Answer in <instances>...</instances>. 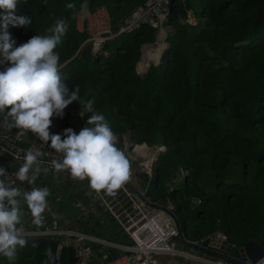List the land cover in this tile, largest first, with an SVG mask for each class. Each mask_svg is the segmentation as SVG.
<instances>
[{"label": "trees", "instance_id": "trees-1", "mask_svg": "<svg viewBox=\"0 0 264 264\" xmlns=\"http://www.w3.org/2000/svg\"><path fill=\"white\" fill-rule=\"evenodd\" d=\"M142 1L87 3L88 10L103 5L115 27ZM189 1H170L168 48L142 74L135 69L140 45L155 38L146 24L106 40V54L90 63L79 59V50L72 55L88 35L85 25L75 26L85 0H20L16 15H28L31 24H9L7 31L19 46L33 35H50L56 19H66L68 31L54 51L69 91L79 88L80 102L52 118L64 124L70 109L90 100L113 132L132 128L136 142L157 139L165 148L147 192L174 202L183 235L197 240L220 230L235 245L247 235L264 248V0H196L200 19L193 24L179 20ZM69 3L76 7L66 8ZM91 115L83 113L86 124ZM176 166H185L186 174L180 183L163 186L168 175L175 177ZM25 240L12 261L0 255V264H45L47 242ZM58 261L73 264L70 247L61 248Z\"/></svg>", "mask_w": 264, "mask_h": 264}, {"label": "built area", "instance_id": "built-area-1", "mask_svg": "<svg viewBox=\"0 0 264 264\" xmlns=\"http://www.w3.org/2000/svg\"><path fill=\"white\" fill-rule=\"evenodd\" d=\"M170 1L143 0L136 4L128 14L119 19L115 27H111L108 23L105 25L99 24V16L103 20L108 18L107 21L109 22L107 10L103 5L97 6L93 10L78 9L75 16L80 10L87 11L92 13L96 21L93 29L87 31V37L80 43L77 50L88 42L90 51L94 56L106 54L107 51L103 46L106 40L113 39L122 32L132 31L141 24H146L155 29L154 40L143 45L153 46L160 39L158 34L162 32L163 36L165 33L162 24L168 18ZM183 21L195 23V19L188 11H185ZM7 66L8 64H0V70ZM85 110V106L82 110H75L78 120L74 125L67 122L60 124L55 119L49 128L50 134H60L63 139L66 135L64 132L66 128H71L78 134L83 127L87 126L82 119ZM6 112L0 114V167L6 169L5 176L0 177V179H3L6 184L18 186L24 191H31L33 187H47L48 189L51 186L55 187L52 193L53 201L47 198L48 207L42 214V223L36 224L27 205H23L25 239L39 237L53 239L55 241L56 264H59L58 255L63 246H68L72 250L73 264H146L148 261L142 256L141 251L149 249L152 245L170 246L161 231L137 204V202L141 203L143 200L148 203L157 201V199H152L151 194L147 192V187L156 170L157 156L165 148L164 144L147 143L145 141L136 142L133 139L132 128H125L122 132L115 131L117 147L124 151L130 160L131 170L135 166L141 177H135L131 181L128 180L121 188L116 190L115 195H109L104 190L96 192L91 189L87 179H85V183H83V180L74 179L67 170L55 173L52 161L62 160L63 154L52 149L50 141H41L31 131L15 127L9 128L4 119ZM28 150L42 152L43 155L38 158V166L41 169L48 168L49 170L46 174L41 171L35 184H28L26 181L21 182L16 179V174L23 163V157ZM185 173L186 169L181 170L180 178L175 179H181V176ZM138 179L139 185L136 184ZM59 181L65 182V189H69L70 194H73L70 200L64 204V207L57 188ZM170 187L171 185L168 188ZM53 202H56V204L54 205ZM165 204L170 211H173L174 202L165 198ZM99 208L103 209L115 222L116 226L125 235L126 241H114L77 227V221L90 218ZM217 231L220 230H215L207 236H211ZM203 238L188 240L196 243L202 241ZM98 245L102 249L97 250L96 246ZM112 249L117 251L116 254H113Z\"/></svg>", "mask_w": 264, "mask_h": 264}, {"label": "clouds", "instance_id": "clouds-1", "mask_svg": "<svg viewBox=\"0 0 264 264\" xmlns=\"http://www.w3.org/2000/svg\"><path fill=\"white\" fill-rule=\"evenodd\" d=\"M20 0H0V64L8 66L0 70V113H4L9 128L31 131L44 142L50 141V147L63 154L62 160H53L55 173L67 170L74 179L88 180L89 187L96 192L106 191L115 195L131 177V164L125 152L117 147V136L109 126L105 116L98 113L92 102H85L86 111L92 115L87 124L77 134L66 128L65 138L60 134H50L51 118L62 116L63 110L73 101H79V88L69 91L67 82L62 78L59 68V53L54 51L61 38L68 31V23L58 18L47 29L50 35H33L27 42L14 46L16 41L7 31L13 27H27L31 24L28 15H16ZM74 9L75 4L65 6ZM81 10L88 9L87 0L80 5ZM43 155L39 150H28L20 166L16 179L28 184L35 181L43 171L38 158ZM6 169L0 167V177ZM47 187H33L24 191L18 186L6 184L0 179V255L12 261L17 247L26 243L23 229V205H27L34 222L42 223V214L48 207Z\"/></svg>", "mask_w": 264, "mask_h": 264}, {"label": "water", "instance_id": "water-1", "mask_svg": "<svg viewBox=\"0 0 264 264\" xmlns=\"http://www.w3.org/2000/svg\"><path fill=\"white\" fill-rule=\"evenodd\" d=\"M165 36L166 34L164 33L162 36L164 40L163 48L158 53L157 59L154 60L153 64L160 63L163 52L168 48ZM142 45L144 44L140 45L139 58L142 54ZM78 50L76 49L72 55L78 51V57L81 61L90 63L93 60L94 55L90 51L88 42L84 43ZM148 65L149 63L144 69L136 71L142 74ZM54 120L52 119V122ZM77 120L75 110L70 109L66 122L74 125ZM185 168V166L175 167L174 174L176 178H180V171ZM192 200H195V197H192ZM137 204L170 244L167 247L152 245L149 249L141 251L142 256L148 261L146 264H264V248L255 239L247 235H245L242 245H235L221 231H217L211 236H205L202 241L194 243L185 238L181 232L179 220L175 213L170 211L165 204L164 198L154 203H148L143 200L141 203L137 202ZM31 239L45 240L48 244L45 264H56L55 241L48 237ZM112 252L116 254L117 251L112 249Z\"/></svg>", "mask_w": 264, "mask_h": 264}, {"label": "rangeland", "instance_id": "rangeland-1", "mask_svg": "<svg viewBox=\"0 0 264 264\" xmlns=\"http://www.w3.org/2000/svg\"><path fill=\"white\" fill-rule=\"evenodd\" d=\"M188 5H189V8H185V10L188 11L190 14H192V17H193V19H195V23H196L200 19V16H199V13H198V8H197L196 0H190L188 2ZM76 17L79 18V19H86V29H87V31H90L95 26L94 23H95L96 19L93 18V15H92L91 12L81 11L80 10V11L77 12V16ZM98 18H99L98 19L99 24H102V25H105L107 23L110 24V22L107 21L108 18H107V20H103L101 18V16H99ZM179 19L181 20V22H184L183 21L184 20V17L183 16H180ZM162 25L164 26V30H165V34H166L170 30V26L168 24H166V21H164ZM157 42L163 44L162 32H160V39ZM147 46H150L151 47V45H146L145 47H147ZM153 46L155 47V46H157V44H154ZM143 47L144 46L142 45V48ZM143 55H144V53H143ZM142 62H143V57L138 62V64L136 62L135 69L139 70L141 68ZM153 62H154V60H152V59H149V61H148L149 64L150 63L153 64ZM83 108H84V106H81L80 110H82ZM5 111H7V109ZM87 127H89V126H87ZM124 129L122 128V129H119L118 131L122 132V131H124ZM157 141H158L157 139H154V142L155 143H157ZM153 176H154V173H153L152 177ZM135 177H141V174L137 171V168L135 166H133L132 167V170H131V177H130L129 181L133 180ZM175 178H176V176L173 178L172 175H168V178H166V180H164V181H161V184H163V186L164 185L165 186L167 185L169 187V185H173L174 183L175 184L180 183V180L183 177L181 179H178V180L175 179ZM52 181H54V180H52ZM83 183H85V180H83ZM136 184L137 185L140 184L139 179H138V181H137ZM57 188H58V191H59L60 196L62 198V202L61 203L64 205V204H66V202H68L70 200V198L72 197L73 194H70V190L69 189H65V182L59 181ZM54 190H55V187L54 186H51L50 189H49L50 195L47 197V198H49L48 200L53 201L52 193H53ZM96 215H97V220L98 221L95 222V220L92 219L91 222L89 221L88 223H90V225H92L95 228V230L98 232V234L100 233V235H102V236L110 237L112 230L116 227L115 222L113 220H111L109 218V216L101 208H99V209L96 210ZM82 222H83V225H82L83 226V229H85L86 231L94 232V231L90 230V226L87 227V225H86V222L87 221L85 219L82 220Z\"/></svg>", "mask_w": 264, "mask_h": 264}, {"label": "crops", "instance_id": "crops-1", "mask_svg": "<svg viewBox=\"0 0 264 264\" xmlns=\"http://www.w3.org/2000/svg\"><path fill=\"white\" fill-rule=\"evenodd\" d=\"M195 18V17H194ZM85 22V23H84ZM83 25H85L86 26V19H79V18H77L76 19V16H75V26H76V28L77 29H81L82 27H83ZM81 27V28H80ZM144 44V43H143ZM141 60V59H140ZM53 204L55 205L56 204V202H53ZM51 205V204H50ZM63 207H64V205H62ZM54 208V207H53ZM68 215H70V214H68ZM110 218V217H109ZM95 220V222H97L98 220H97V215H96V211H95V213L90 217V218H87V219H85L87 222H86V225H87V227H89L90 226V230H92V231H94V232H90V231H87V232H89V233H94V234H97V235H100V233L98 234V232L95 230V228L92 226V225H90V223H88L89 221L91 222V220ZM111 219V218H110ZM112 220V219H111ZM76 225H77V227H79L80 229H82V230H84V231H86L85 229H83V222H82V220L81 221H77L76 222ZM100 236H102V235H100ZM102 237H104V238H109V239H111V240H114V241H121L123 238H125V235L121 232V230L116 226L113 230H112V232H111V235H110V237H105V236H102ZM96 249L98 250V249H102V247L101 246H96Z\"/></svg>", "mask_w": 264, "mask_h": 264}, {"label": "bare ground", "instance_id": "bare-ground-1", "mask_svg": "<svg viewBox=\"0 0 264 264\" xmlns=\"http://www.w3.org/2000/svg\"><path fill=\"white\" fill-rule=\"evenodd\" d=\"M158 38H160V33L158 35ZM156 44H157V46H155V47L154 46L145 47L146 46L145 45L144 46L145 48L144 47L142 48V54H141L140 59H142V57H143V62H142L141 68L139 70H142L145 68L146 62H147L146 60H149V59L156 60L157 59L158 53L163 48V44L159 43V42H157ZM143 53H144V55H143Z\"/></svg>", "mask_w": 264, "mask_h": 264}]
</instances>
